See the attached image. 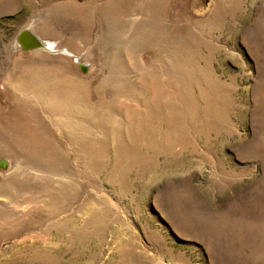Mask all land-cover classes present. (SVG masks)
Returning <instances> with one entry per match:
<instances>
[{"label": "rangeland", "instance_id": "rangeland-1", "mask_svg": "<svg viewBox=\"0 0 264 264\" xmlns=\"http://www.w3.org/2000/svg\"><path fill=\"white\" fill-rule=\"evenodd\" d=\"M224 1L0 0V264H264V0Z\"/></svg>", "mask_w": 264, "mask_h": 264}, {"label": "bare ground", "instance_id": "bare-ground-1", "mask_svg": "<svg viewBox=\"0 0 264 264\" xmlns=\"http://www.w3.org/2000/svg\"><path fill=\"white\" fill-rule=\"evenodd\" d=\"M217 4L215 6V12L216 11H219L221 8H223V6L225 5V1L224 0H217ZM233 4V3H232ZM231 5V4H230ZM30 30V29H29ZM32 31L40 40L41 42L44 44V50H36V51H40V52H43V53H46L50 56H56V57H62L64 56L66 59L67 57H73L74 60H78L76 59L77 56L71 54V52L69 53L65 48L64 49H60V48H56L55 46V42L53 40H49L47 41L46 39H44L42 36H40L39 34H37V32L33 29V30H30ZM58 41V40H57ZM61 43H63L61 41ZM65 43V42H64ZM63 43V44H64ZM63 46V45H62ZM12 50L15 51V52H21L19 49H17L15 46L12 47ZM35 52V51H34ZM70 59V58H69ZM79 61V60H78ZM79 63V62H78ZM86 63V62H85ZM88 63V62H87ZM88 66V65H87ZM93 66V65H91ZM88 68V67H87ZM91 72V71H90ZM59 81V80H58ZM19 84V83H18ZM17 86V85H16ZM61 86V84L59 85ZM63 86V85H62ZM18 87V86H17ZM20 87V86H19ZM22 87V86H21ZM156 94V93H155ZM53 97V96H52ZM70 97V96H69ZM51 98V97H50ZM64 99V98H63ZM152 99V98H151ZM65 101V100H64ZM67 101V100H66ZM71 101V100H70ZM72 102V101H71ZM39 103V102H38ZM68 103V102H67ZM45 104H46V107L48 109L50 108H56V109H61L63 108L62 107V104L59 100H51V99H47L45 101ZM64 106V105H63ZM74 109V108H73ZM86 109V108H85ZM144 109V108H143ZM66 113V111L64 112ZM72 113V112H71ZM88 113V112H87ZM83 114V112H82ZM141 117V116H140ZM72 119V118H71ZM122 124V123H121ZM65 128V127H64ZM137 129V128H136ZM34 138V137H33ZM130 138V137H129ZM115 141V140H114ZM134 141V140H133ZM130 142V141H129ZM7 164L9 165V161H7ZM1 168H6L5 165H1Z\"/></svg>", "mask_w": 264, "mask_h": 264}, {"label": "water", "instance_id": "water-1", "mask_svg": "<svg viewBox=\"0 0 264 264\" xmlns=\"http://www.w3.org/2000/svg\"><path fill=\"white\" fill-rule=\"evenodd\" d=\"M15 46L22 52H32L36 50H44V44L41 40L29 29L21 30L13 40L12 47ZM79 68L85 72L86 66L78 64ZM5 165L7 167V161L4 159L0 160V169L1 165ZM5 169V168H4Z\"/></svg>", "mask_w": 264, "mask_h": 264}]
</instances>
